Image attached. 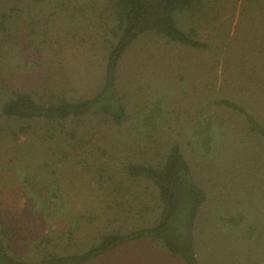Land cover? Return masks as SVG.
<instances>
[{"label": "rangeland", "instance_id": "1", "mask_svg": "<svg viewBox=\"0 0 264 264\" xmlns=\"http://www.w3.org/2000/svg\"><path fill=\"white\" fill-rule=\"evenodd\" d=\"M78 5L85 6L75 9ZM104 15V0H57L46 6L0 0V21L4 28L0 30V51H8V59L3 53L0 55V64L12 60L9 66L12 73L1 64L0 78L11 84L37 88L40 93L53 89L67 93L96 89L101 80L104 51L102 42L99 43L102 39L97 35L101 33L100 20H104ZM174 19L185 31L194 28L205 48L190 49L150 32L136 38L118 64L120 89L127 93L133 117L140 116L142 105L151 107L157 102L154 105L158 112L156 120L148 124L151 136L138 135L137 125L129 131L137 120L130 119L121 127H109L100 122L97 135L90 141V150L95 156L90 159L96 161L91 174L83 173L70 155L65 162L53 166L59 175V190L66 198L78 199L79 203L83 198L109 193V181L106 183V178L96 172L98 163L116 156L118 159L113 162L118 165V160H123L128 153L122 150L124 145L132 149V157L137 161L154 158L172 136L183 146V153L198 171V181L210 195L196 223L199 262L264 264L263 237L256 236V232L248 233V226L244 225L235 229L222 227L248 208L246 202H240L236 209L228 212L233 198L241 199L239 194L248 202L258 200L256 210L264 209L261 189L264 185L257 180L264 163V149L259 148L262 150L259 153L247 141H241L243 122L228 110L217 109V113L230 117L224 125L219 124L223 118L209 117L214 110L212 106L207 112L209 119L194 118L200 108L198 94L203 91L235 97L245 102L250 112L254 108L264 113V0H204L189 10L176 11ZM160 105L164 106V115ZM141 112L151 114L147 108ZM157 120H161L159 128L154 129ZM190 131H196L192 139L196 141L199 137L197 144L204 153L197 145H189L194 135ZM212 132L213 141L207 137ZM23 148L20 142L0 143L1 216L6 223L10 222L11 233L16 232V236L24 234L20 230L29 228L31 231L29 224H33L32 219L24 215L25 202L13 182L12 166L18 164ZM204 159L211 164L202 166ZM227 182L234 189L228 201ZM136 183L137 190H142L140 193H151L147 182L134 181ZM236 189L237 196L234 195ZM219 201H223L224 208L221 219L214 216ZM94 214L98 215L99 211ZM104 219H98V224ZM90 264L182 263L143 241L137 246L131 244L116 249Z\"/></svg>", "mask_w": 264, "mask_h": 264}, {"label": "trees", "instance_id": "2", "mask_svg": "<svg viewBox=\"0 0 264 264\" xmlns=\"http://www.w3.org/2000/svg\"><path fill=\"white\" fill-rule=\"evenodd\" d=\"M17 1L46 6L57 0ZM202 1L104 0L105 15L104 20H100L101 33L97 35L102 39L99 43L102 42L104 51L101 80L96 89L72 93L53 89L40 93L37 88L11 84L0 78V143L20 142L24 145L18 164L12 166L13 182L25 202L27 211L24 215L33 221L29 224L31 231L29 228L20 230L24 231L20 236L11 233L10 222L6 223L1 216L0 201V264H90L116 249L131 244L137 246L143 241L150 242L182 264H201L196 252V223L210 195L198 181V171L183 153V146L174 137L165 141L164 150L156 152L154 158L137 161L132 157V149L124 145L122 150H128V153L123 160H118V165L113 162L118 159L116 156L98 163L96 172L106 178V183L109 181L111 190L99 197L83 198L80 203L60 192L59 175L53 166L65 162L71 155L83 173L91 174L96 161L90 159L95 158L90 141L97 135L100 122L109 127H121L130 119L137 120L136 124L130 125L129 131L137 125L138 135L151 136L148 124L156 120L158 112L154 105L157 102L151 107L142 105L143 111L147 108L150 115L141 112V108L140 116L131 115L127 93L122 92L119 85V61L136 38L150 32L190 49L205 48L194 28L185 31L174 19L176 11L189 10ZM84 6L78 5L75 9ZM1 24L0 21V30H3ZM6 52L0 51V55L3 53L8 59ZM11 61L1 63L10 74ZM207 94H210L209 98ZM198 95L200 108L194 118H207L212 106L214 110L208 112L212 115L209 117L223 118L219 124L224 125L230 117L217 113V109L228 110L243 122L241 141H247L259 153L262 151L259 148L264 149V116L261 115L264 113L254 108L250 112L245 102L225 94L203 91ZM161 109L164 115V106ZM160 121H156L154 129L159 128ZM190 133L194 135L190 137L189 145H197L203 152L198 145L199 137L196 141L192 139L196 131ZM208 135L213 141V132ZM204 144L207 145L206 141ZM207 164L211 163L204 159L202 166ZM260 172L257 180L264 185V163ZM134 181L147 182L152 188L151 193H140L142 190H137L138 184ZM229 182L227 201L234 191ZM261 189L264 191V187ZM239 197L241 199L233 198L232 204L227 203L231 207L228 212L236 209L240 202H246L248 208L222 227L248 226V233L256 232V236L264 238V209L256 210L258 200H249V203L242 195ZM223 210V201H219L214 216L221 219ZM97 211L99 214H94ZM98 219H104V222L100 225Z\"/></svg>", "mask_w": 264, "mask_h": 264}]
</instances>
